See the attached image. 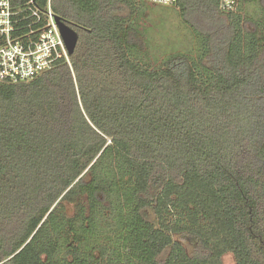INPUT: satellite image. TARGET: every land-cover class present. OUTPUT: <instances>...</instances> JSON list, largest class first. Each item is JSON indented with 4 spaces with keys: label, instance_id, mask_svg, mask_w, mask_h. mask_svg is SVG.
<instances>
[{
    "label": "trees",
    "instance_id": "trees-1",
    "mask_svg": "<svg viewBox=\"0 0 264 264\" xmlns=\"http://www.w3.org/2000/svg\"><path fill=\"white\" fill-rule=\"evenodd\" d=\"M51 1L71 66L0 79V264H264V9L178 0L202 53L151 68L140 1Z\"/></svg>",
    "mask_w": 264,
    "mask_h": 264
},
{
    "label": "built area",
    "instance_id": "built-area-1",
    "mask_svg": "<svg viewBox=\"0 0 264 264\" xmlns=\"http://www.w3.org/2000/svg\"><path fill=\"white\" fill-rule=\"evenodd\" d=\"M176 5L178 0H137ZM0 0V79L24 82L56 67L64 60L71 66L70 53L61 32L52 1ZM241 0H219L224 12H236Z\"/></svg>",
    "mask_w": 264,
    "mask_h": 264
},
{
    "label": "rangeland",
    "instance_id": "rangeland-1",
    "mask_svg": "<svg viewBox=\"0 0 264 264\" xmlns=\"http://www.w3.org/2000/svg\"><path fill=\"white\" fill-rule=\"evenodd\" d=\"M250 10L256 7L264 9V0H249L245 3V8ZM261 16V15H260ZM250 18V17H249ZM132 22L143 32L145 40L141 41V50L132 52L133 56L141 63L148 64L151 68H159L164 59L179 53L186 52L197 59L202 53L203 44L194 30L184 22L178 9L171 5H161L154 3L141 2L137 5L136 13L132 17ZM263 25V24H262ZM248 30L254 26L248 23ZM143 36V35H142ZM248 37H251L248 34ZM247 51H254L253 41L247 43ZM86 198V197H84ZM85 200V199H83ZM87 204L86 201H83ZM104 215L101 216V228L99 236L91 239L90 246L95 243H106L116 245V233L109 228V223H113L110 204L106 202ZM70 212L75 211V206L70 205ZM91 243H93L91 245ZM225 264H235L236 259L232 253L224 256Z\"/></svg>",
    "mask_w": 264,
    "mask_h": 264
},
{
    "label": "water",
    "instance_id": "water-1",
    "mask_svg": "<svg viewBox=\"0 0 264 264\" xmlns=\"http://www.w3.org/2000/svg\"><path fill=\"white\" fill-rule=\"evenodd\" d=\"M60 24L61 32L65 39L69 53L72 54L76 48L78 42V32L74 30L71 26L67 25L60 17L57 18Z\"/></svg>",
    "mask_w": 264,
    "mask_h": 264
}]
</instances>
